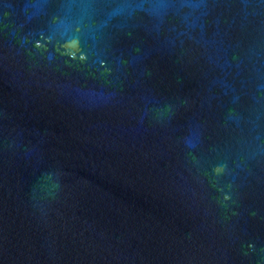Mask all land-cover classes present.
I'll return each mask as SVG.
<instances>
[{
	"label": "water",
	"instance_id": "obj_1",
	"mask_svg": "<svg viewBox=\"0 0 264 264\" xmlns=\"http://www.w3.org/2000/svg\"><path fill=\"white\" fill-rule=\"evenodd\" d=\"M0 264H264V0H0Z\"/></svg>",
	"mask_w": 264,
	"mask_h": 264
}]
</instances>
